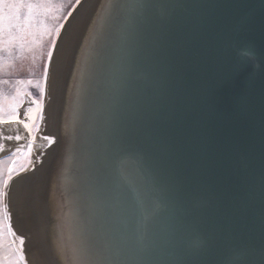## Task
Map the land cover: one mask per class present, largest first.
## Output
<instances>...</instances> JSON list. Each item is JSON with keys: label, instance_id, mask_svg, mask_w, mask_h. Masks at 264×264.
Instances as JSON below:
<instances>
[{"label": "water", "instance_id": "obj_1", "mask_svg": "<svg viewBox=\"0 0 264 264\" xmlns=\"http://www.w3.org/2000/svg\"><path fill=\"white\" fill-rule=\"evenodd\" d=\"M84 8L49 127L46 105L32 202L52 212L33 231L57 232L65 264H264V0Z\"/></svg>", "mask_w": 264, "mask_h": 264}, {"label": "snow or ice", "instance_id": "obj_2", "mask_svg": "<svg viewBox=\"0 0 264 264\" xmlns=\"http://www.w3.org/2000/svg\"><path fill=\"white\" fill-rule=\"evenodd\" d=\"M80 2L81 0H75L72 7L75 8ZM63 7V4H54L53 0H0V53H7V57L0 55V73H3L5 68L12 67L13 50L19 49L20 52H23L25 42L29 37L41 48L44 47V37L52 38L49 40L51 47L47 51L48 63L44 66L43 83L39 80L34 83L32 79H18L13 85L14 94L6 95L0 91V124H22L30 137L26 145L17 147L8 158L10 166L6 169L7 175L3 169H0V217H2L0 218V264H27L23 249L25 238L18 237L13 230L11 214L7 204H4V199L8 195L6 190L9 189L15 176L25 172L29 166H32L34 170L32 155L36 136L33 135V132L39 129V124L36 121L43 120V100L46 94L49 67L56 46L55 38L60 36L61 29L64 28V24L60 21L67 20L72 15V11H68L67 15H57V13H62ZM10 83L9 80H0V85ZM30 85L39 89V99L33 97L30 103L34 107H28L25 112L26 120L31 123L21 119L19 114V108L24 98L32 97V93L27 90ZM13 138L17 141L23 139L20 135L6 137L7 140ZM43 139L48 142L49 146L54 143V138L51 136L45 135ZM2 150L3 145H0V151ZM5 232L14 238L13 243L16 240L19 241V245L7 257L2 254ZM73 264H79V262L74 261Z\"/></svg>", "mask_w": 264, "mask_h": 264}, {"label": "bare ground", "instance_id": "obj_3", "mask_svg": "<svg viewBox=\"0 0 264 264\" xmlns=\"http://www.w3.org/2000/svg\"><path fill=\"white\" fill-rule=\"evenodd\" d=\"M87 1L88 0H84L79 5L77 10L75 11L73 16L68 21L65 28L63 29L62 35L59 39V42L56 46L55 52L53 54V57L50 63L49 72H48V84H47V98H48L49 105H47V111H46L48 115V118H47L48 127H49V121L51 117L50 114H52L51 113V104H52V99H53L52 96H54L55 94L58 73H59L60 65L62 63V59L64 58L63 54L66 50V47H67V44L71 37L72 32L74 31L75 27L80 21L81 13L85 9L84 7ZM47 133L45 129V135H47ZM47 145H48V142L44 141L43 139L39 147L40 149H42V152L39 151L37 153V157L35 159L34 170L32 169L29 174L20 176L12 182L11 187L8 189V195L6 199V204L8 206L9 213L11 214L12 228L16 232L18 237L25 238L23 249H24L26 259H27V264H45V261L43 260L44 259L43 255L41 254L39 246L37 245V244H40V240H41L42 245H44L45 247V248L43 247L45 251H48L49 254L51 251L55 253V256L58 258V261L60 262V264H65V262L62 259L63 257L61 253L63 255L65 254L68 256L67 249L66 248L62 249L61 247V244H60L61 242L59 241V235L57 234V232L56 234H54L55 233L54 232L49 237L45 236V232L40 226V238H39L38 228L34 230L35 232L33 231L32 215H34L35 222L36 220L37 222L38 220L42 222V218L46 221L47 218H49L48 212L49 211L52 212V203H50V205L48 204L46 210L43 209V211L40 212L38 211L39 210L38 207H36V201L32 202L34 201V194H33L34 189L33 188H35V184L37 182V181L35 182L36 180L35 174L38 170L36 169V167L38 166L39 163L42 162V158L44 157L47 151V148H48ZM54 239H56L58 242H56V240L54 241ZM15 244L16 246H18L19 241L16 240ZM50 246H53V247H51L50 249Z\"/></svg>", "mask_w": 264, "mask_h": 264}, {"label": "rangeland", "instance_id": "obj_4", "mask_svg": "<svg viewBox=\"0 0 264 264\" xmlns=\"http://www.w3.org/2000/svg\"><path fill=\"white\" fill-rule=\"evenodd\" d=\"M83 1L84 0H81L80 4ZM53 3L64 5L62 13H57V15H67L68 11H72V15L70 17H68L67 20L62 19L60 21L61 23L64 24V28H65L66 24L68 23L70 18L73 16V14L75 13V11L77 10V8L79 7L80 4L76 5L75 8H73L72 5L75 4V0H53ZM49 22H51V21H49ZM63 29H61L60 36L55 38L56 39V46H57L59 39L62 35ZM50 39H52V38L47 37V36L44 37V47L41 48L37 44L33 43L32 38L29 37V39L25 42V48H24L23 52H20L19 49L13 50L12 57H11V59L13 60V64H12V67L10 68V72L8 75V80L11 83L7 85L8 86L7 87V95L14 94L13 85L15 84L16 80H18V79H24V80L32 79L34 83H35V81L39 80L43 83L44 66H45V64L48 63L47 51H48V48L51 47V45L49 44ZM56 46H55V49H56ZM55 49H54V52H55ZM54 52H53V54H54ZM4 55L7 57V53H4ZM16 70L19 71L18 74H16V72H11V71H16ZM47 84H48V79H47ZM47 84H46V94H45V97L43 100V103H44L43 120L38 119L36 121L39 124V129L37 131L33 132V135L36 136V140L34 142V152L32 155V161H33L34 166H35V159L37 157V153L39 151L42 152V149H40L39 147H40L41 142L43 140V136H45V133L42 132V129H43V125H44L45 110H46V105H47V101H48ZM27 90L32 93V97L26 96L24 98L22 104H21V107L19 108L20 118L25 119V120H26L25 112H26L27 108L28 107H34L30 103L31 99L33 97L39 99V89L35 88L34 85L28 86ZM3 92H4V90H3ZM26 122L31 123V121H27V120H26ZM25 131H26V136H24V137L26 139L24 138V143L26 145L28 143V140L30 139V137L28 135L27 130H25ZM5 134H7V132L0 131V145H3V150L1 152H3L6 149ZM21 140H23V139H21ZM15 150H16V147L14 148V150H12V152H14ZM24 150L26 151L27 149L25 148ZM12 152L5 154L3 156H0V169L4 170L5 175H7V173H6L7 167L10 166V161L8 158L11 156ZM32 169H33V167L29 166L25 172L21 173L18 176H15L14 179L11 181L9 188L11 187V184L14 180H16L20 176L29 174ZM6 191L8 192V189ZM6 199H7V196L4 199V204H6ZM0 218H2V217H0ZM3 244H4V248H3L2 254L5 257H7L9 254H12L13 249H15L17 247L16 244L13 243V237L11 235L7 234V232H5V235L3 238Z\"/></svg>", "mask_w": 264, "mask_h": 264}, {"label": "crops", "instance_id": "obj_5", "mask_svg": "<svg viewBox=\"0 0 264 264\" xmlns=\"http://www.w3.org/2000/svg\"><path fill=\"white\" fill-rule=\"evenodd\" d=\"M0 55L6 57L4 55V53H0ZM10 72V68H5L3 73H0V80H8V75ZM11 72H16V74L19 73V71H11ZM8 85V84H7ZM7 85H0V91L4 90V93L7 95ZM6 106V105H5ZM0 131H4L7 132V134H5V137L7 136H13L15 137L16 135H20L23 137V140H15V138H13L12 140H7L6 139V149L1 152L0 151V156H3L5 154H8L10 152H12V150H14V148L25 145L24 143V136H26V131L23 128L22 124H17V123H11V124H0ZM25 131V132H24ZM26 139V138H25Z\"/></svg>", "mask_w": 264, "mask_h": 264}]
</instances>
